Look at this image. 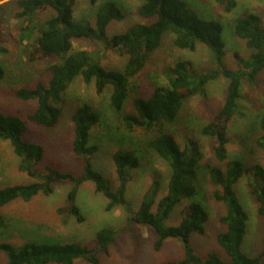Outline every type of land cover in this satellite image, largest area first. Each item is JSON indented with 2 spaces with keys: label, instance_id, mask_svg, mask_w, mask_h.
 <instances>
[{
  "label": "trees",
  "instance_id": "1",
  "mask_svg": "<svg viewBox=\"0 0 264 264\" xmlns=\"http://www.w3.org/2000/svg\"><path fill=\"white\" fill-rule=\"evenodd\" d=\"M96 5L98 0H89ZM139 12L143 17L154 18L149 23H136L126 31L111 37L107 27L113 20L124 17L123 10L114 0L100 3L96 10L94 24L88 20H75L74 8L77 0H18L16 16L26 24L22 27L24 37L32 27L39 34L31 44L30 60L55 57L57 60L48 67V82H37L31 87H21L16 95L23 100L36 102V107L26 117L0 109V139L8 140L14 152L21 158L19 169L35 180L0 188V226H7L1 208L17 200L30 201L39 194L50 195L58 183L72 185L65 208L61 212L73 213L78 220L83 216L76 203L80 187L88 181L95 185L97 192L107 198V210L123 207L131 222L146 224L157 233L155 249H160L167 238L182 241L185 257L179 261L162 264H264V238L262 250L256 256H249L243 250V242L248 231L249 214L236 190V183L244 176L249 177L252 193L260 206L258 213L264 218V166L260 163L246 164L237 156L229 158L228 126L232 118L242 114L239 100L244 79L255 83L258 74L264 73V28L261 17L253 11H246L235 23V34L243 39L252 50L249 57L235 51L237 68L225 65L226 54L223 40V25L204 18L192 10L185 0H142ZM227 10H233L238 0H217ZM52 9L54 13L38 24L39 12ZM173 33V44L181 49L196 50L203 44L212 52L214 68L205 71L196 69L190 60H179L164 68L169 83L157 85L150 96H136L134 111L125 112L129 98L130 80L144 69L151 53L160 47L166 32ZM86 37L103 43L113 53L127 56L122 70L107 69L99 58L86 50H75L73 40ZM5 69L0 64V84L5 78ZM82 76L86 83L95 82L98 94H103L111 86L110 106L119 114L122 127L131 133L157 134L145 142L147 148L156 151L171 167L167 192L158 199L161 190L159 180H154L143 196L137 210L127 198L128 182L132 171L140 166L136 150L119 149L113 160L118 175L115 187L104 173L93 164L99 146L92 143L93 128L102 121V113L89 102L81 103L72 115L74 122V152L83 158L82 172L75 174L47 165L43 172L38 164L43 160L44 147L28 141L25 134L30 123L48 128L56 127L63 115V103L70 85ZM220 77L229 80L228 93L219 112L201 128L203 135L212 140L214 156L225 166L212 162H202L204 154L197 141L190 140L182 148L174 135L167 129L181 114L186 101L195 95H205L207 85ZM264 81V74H263ZM259 136L256 146L264 149V110L252 120ZM250 125H252L250 123ZM253 126V125H252ZM254 126V128H255ZM209 174L217 186L214 192L205 187L203 178ZM210 198L224 203L220 221L226 229L217 235L218 242L227 252L229 259H223L217 252L210 251L205 257L199 256L191 244L193 233L204 234L209 219L206 202ZM192 200L181 209L178 223L169 224L168 219L176 205ZM118 232L103 227L97 233L93 246L80 242H50L33 239L17 248L9 242L0 243V251L7 255V264H75L83 259L93 264L100 263V254L108 252L117 238Z\"/></svg>",
  "mask_w": 264,
  "mask_h": 264
},
{
  "label": "rangeland",
  "instance_id": "2",
  "mask_svg": "<svg viewBox=\"0 0 264 264\" xmlns=\"http://www.w3.org/2000/svg\"><path fill=\"white\" fill-rule=\"evenodd\" d=\"M18 0H0V64L5 69V78L0 84V109L19 114L24 117L36 107V102L23 100L16 91L24 86L31 87L37 82H48V67L57 58L47 57L41 60H30L31 44L39 32L33 27L28 31L30 38L24 37L22 27L26 22L16 16ZM96 5L89 0H77L74 8L75 20H88L94 24ZM124 13L121 20H113L107 27L109 37L126 31L136 23H149L154 18L143 17L140 12L142 0H114ZM189 7L204 18L215 20L223 25L222 36L225 42V65L236 69L235 51L249 57L252 50L245 41L235 34L236 20L246 11L260 15L264 28V0H238L233 10H227L225 5L217 0H185ZM54 13L52 9L39 12L36 16L38 24ZM75 50L89 51L100 59L110 70H122L127 62V56H122L106 49L103 43L86 37L73 40ZM179 60H190L194 67L201 71L215 67L212 52L203 44H198L196 50L181 49L173 44V33L166 32L162 44L149 57L142 72L132 78L129 83L130 93L124 111H134L136 96H150L157 85L169 83L164 68ZM263 72L258 74L256 82L250 83L244 79L239 104L242 114L231 119L228 126L229 158L241 156L246 164L260 163L264 166V149L256 146L255 139L259 136L252 122L264 110ZM229 80L220 77L207 85L205 95H195L188 99L181 114L167 129L174 135L182 148L187 147L190 140L200 144L204 154L202 162H212L225 166V162L216 159L209 135H203L201 128L219 112L228 93ZM111 86L103 94L96 91L95 82L86 83L82 76L70 85L63 103V115L60 123L54 128H48L30 123V130L25 134L28 141L36 142L44 147L43 160L38 164V170L43 172L47 165H52L62 171L75 174L82 172L83 158L73 150L74 122L72 115L83 102H89L102 113V121L93 128L91 141L99 146L93 159L94 167L104 173L113 185H118V175L113 160V154L119 149L136 150L140 166L132 171L128 182L127 198L137 210L145 193L154 180H159L161 190L158 199L167 192L171 176L169 163L161 158L153 149L147 148L145 142L157 134L156 130L148 133L127 132L121 124L119 114L110 106ZM250 123L253 125H250ZM255 126V128H254ZM21 158L14 152L8 140L0 139V188L18 183H28L35 179L19 169ZM205 187L214 192L217 186L206 173L203 178ZM249 177L244 175L235 185L238 195L249 214L248 231L243 242V250L249 256H256L262 250L264 238V218L259 215L260 206L252 193ZM72 185L58 183L50 195L39 194L30 201L17 199L1 208L7 226H0V243L9 242L19 248L33 239L50 242H80L93 246L97 233L103 227H110L118 232L117 238L110 245L108 252L100 254L99 264H162L168 261H179L185 257L182 241L178 238H167L160 249H155L157 233L146 224L131 222L129 215L121 206L107 210V198L97 192L93 182H85L79 189L76 203L81 209L82 221L75 214L61 212L67 204V196ZM192 200H186L176 205L168 219L169 224H176L181 217V209ZM209 219L206 222L204 234L193 233L191 244L196 253L205 257L208 252L215 251L223 259L229 256L217 239L218 233L226 229V224L220 221L224 212V203L210 198L206 202ZM7 255L0 251V264H7ZM50 264H58L52 262ZM75 264H93L83 259Z\"/></svg>",
  "mask_w": 264,
  "mask_h": 264
}]
</instances>
